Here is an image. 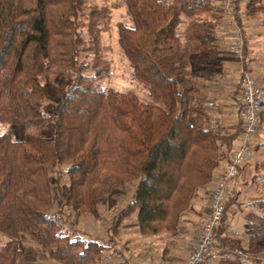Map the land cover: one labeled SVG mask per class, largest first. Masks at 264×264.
I'll return each mask as SVG.
<instances>
[{
	"label": "trees",
	"instance_id": "obj_1",
	"mask_svg": "<svg viewBox=\"0 0 264 264\" xmlns=\"http://www.w3.org/2000/svg\"><path fill=\"white\" fill-rule=\"evenodd\" d=\"M88 1L0 0V125L10 127L0 133V264H19L23 236L60 264H102L108 246L80 237L69 219L98 218L125 190L110 241L134 217L140 237L161 242L213 183L240 132H226L205 84L220 76L211 57L227 25L222 0H123L129 22L118 24L116 43L151 102L103 86L109 71ZM235 8L254 18L264 0ZM250 206L248 247L264 253V198ZM225 234H216L222 244ZM233 255L219 264H254Z\"/></svg>",
	"mask_w": 264,
	"mask_h": 264
},
{
	"label": "rangeland",
	"instance_id": "obj_2",
	"mask_svg": "<svg viewBox=\"0 0 264 264\" xmlns=\"http://www.w3.org/2000/svg\"><path fill=\"white\" fill-rule=\"evenodd\" d=\"M86 8L87 12L94 9L98 13L97 16H92L91 21L94 24V33H96L99 45L102 47L100 54L102 58L101 66L106 67L109 71L108 77L103 81V86L120 92L131 91L136 93L141 100L151 102L146 89L135 79L132 67L116 43L118 24L129 22L123 0H89ZM263 18L264 13L254 18H249L246 14L242 22L246 37L248 24L251 23L256 26L254 28L255 34L251 36L252 41L255 42L252 46L253 52L247 50L248 54L251 53L253 62L251 63L250 59L246 58L248 60V71L255 81L259 80L257 85L262 90H264ZM222 19L226 23L224 15ZM223 31L224 33L229 32L227 25ZM238 87L240 94V85ZM9 128L7 125H0V133L6 132ZM254 144L253 158L239 171L228 196L230 197L228 202L235 197L234 203L227 209L222 225L217 232L219 234L222 228L226 233L222 237H227L228 240L222 244L217 235L210 253L216 252L218 250L216 247L223 245L221 246L223 251H240L244 257L243 260L251 261L254 264H264V253L253 254L248 247L251 232L244 220V215L247 212L255 211L250 203L256 199L264 198V114L260 120ZM221 166L222 164L218 167L217 173L220 172ZM217 175L211 185L198 189L195 193L190 208L181 217L177 232L173 235H164L161 242L153 243L148 238L140 237L134 217L125 219L119 232L112 235L110 241L108 228L114 216L128 202L132 193L131 190L119 191L110 196L106 204L99 207L98 218L91 215H80L75 218L72 215L69 220L80 237L85 240L88 237L97 238L101 243L108 246L102 253V264H129L130 261H150L151 259L159 262L166 261L167 264H183L192 244L196 240L200 225L208 213L210 193ZM64 179L62 187L65 186ZM55 198L57 199L56 207H58L61 198L58 195ZM21 239L22 256L19 259V264H60L53 260L35 240L26 236ZM5 240V236L0 234V244ZM138 254H140L141 259L135 260Z\"/></svg>",
	"mask_w": 264,
	"mask_h": 264
},
{
	"label": "built area",
	"instance_id": "obj_3",
	"mask_svg": "<svg viewBox=\"0 0 264 264\" xmlns=\"http://www.w3.org/2000/svg\"><path fill=\"white\" fill-rule=\"evenodd\" d=\"M222 13L231 37L230 54L240 65V132L232 142L228 158L222 163L210 193L208 213L183 264L206 262L222 225L229 192L240 169L253 158L254 138L260 126L259 112L264 104V90L248 71V60L244 54L245 33L241 20L246 17V13L235 8V0H222Z\"/></svg>",
	"mask_w": 264,
	"mask_h": 264
},
{
	"label": "crops",
	"instance_id": "obj_4",
	"mask_svg": "<svg viewBox=\"0 0 264 264\" xmlns=\"http://www.w3.org/2000/svg\"><path fill=\"white\" fill-rule=\"evenodd\" d=\"M245 23V22H244ZM248 24V22H247ZM248 29L246 30L247 37L245 35L246 49L253 52V44L251 36L254 35L256 26L253 24H248ZM231 47V37L230 33H223L222 42L220 49L217 53L212 55V60L219 65L220 76L214 81L206 82L209 88L207 89V97L211 98L214 102L215 109H217V116L221 117L224 120L225 128L227 133H234L235 130L239 129L240 125V111H239V74H240V65L237 60H235L230 54ZM246 57L250 59L251 63L253 62V57L251 53L248 54L246 51ZM250 56V57H248ZM250 63V64H251ZM259 84V80H256V84ZM221 113V114H220ZM242 169V168H241ZM240 169V170H241ZM218 171V169H217ZM217 173V172H216ZM218 174V173H217ZM22 242V239H21ZM223 246V245H221ZM221 246L216 247L218 250L216 252L210 253L207 257L205 264H219L220 260L226 256L233 258L234 252L223 251ZM224 248V247H223ZM219 251V253H218ZM140 254L136 256L135 260H139ZM130 261L129 264H167L168 262L164 261ZM251 262V261H246Z\"/></svg>",
	"mask_w": 264,
	"mask_h": 264
}]
</instances>
